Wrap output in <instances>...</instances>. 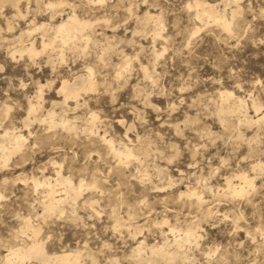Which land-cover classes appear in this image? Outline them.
Here are the masks:
<instances>
[{"label":"rangeland","instance_id":"obj_1","mask_svg":"<svg viewBox=\"0 0 264 264\" xmlns=\"http://www.w3.org/2000/svg\"><path fill=\"white\" fill-rule=\"evenodd\" d=\"M5 1L0 0V134L5 129L20 131L26 146L23 154H13L0 167V264L9 248L31 242V236L21 233L24 217L41 228L39 239L50 254L82 251L85 264H264V247L258 248L254 237L260 221L264 223V168L255 179L257 189L247 195L218 193L227 176L239 170L253 175L251 165L264 164V121L240 122L232 115L226 128L218 115L220 90L234 92L248 106L255 100L264 108V0H240L242 8L232 34L213 22H199L195 9L188 6L193 0H106L96 5L64 0V11L53 23L75 6L82 16L101 18L98 41L91 42L85 54L66 47L62 60L61 49L56 48L36 61L26 54L16 53L13 58L9 50L33 18L38 23L52 22L44 7L49 0H29L30 4L21 0L20 11L26 17L15 6L16 0ZM204 1L225 8L222 0ZM148 11L162 19L163 38H154L153 22L140 21ZM104 18L109 19L110 28ZM197 26L201 30L193 36ZM32 36L41 49V34ZM127 57L130 65L119 77ZM87 67L93 68L98 89L85 96L87 104L75 110L70 102L73 109L66 107L65 112L80 118L78 135L40 121L26 127L30 101L37 104L40 87L42 114L54 104L56 112L64 114L58 90L64 80L86 79ZM93 111L101 118L96 132L117 144L149 146L151 151L141 155L142 164L118 163L105 144L84 133L85 120ZM249 111L256 120L252 107ZM257 142L262 152H250V145ZM53 161L62 164L63 175L75 183L84 178L89 186L97 182L99 188L83 191L76 205H64L62 214L43 215L46 193L42 187L35 190L31 178H54ZM205 184L212 189H205ZM188 187L202 191L206 199L202 207L179 197ZM93 200L99 212L87 202ZM208 208L212 213L207 217ZM164 218L183 228L201 225L199 243H184L187 257L175 262L164 260L160 253L151 256L149 251L134 260L131 255L142 240L148 246L162 245L167 239L174 243L168 226L161 224ZM117 219L127 226L115 227ZM137 228L142 229L140 236L133 234Z\"/></svg>","mask_w":264,"mask_h":264},{"label":"bare ground","instance_id":"obj_2","mask_svg":"<svg viewBox=\"0 0 264 264\" xmlns=\"http://www.w3.org/2000/svg\"><path fill=\"white\" fill-rule=\"evenodd\" d=\"M20 1L21 0H16L15 6L21 13ZM104 1L106 0H88L89 3L95 5L102 4ZM222 1L225 3L224 9H219L217 4H213V3L209 4L204 0H193L192 3L191 2L188 3V6L189 8L195 9V17L199 20V22L201 21L202 23L205 24L207 23L209 24V22H213L217 26L221 27L226 33L232 34V32L234 31L235 20L239 16L238 14L240 13L242 6L240 0H229V1L222 0ZM27 3L30 4L29 0H27ZM65 4L66 2L64 0H57V1L49 0L47 3H45L44 7L50 11L48 12V14L50 13L49 17L52 20V22L38 23L33 18V20H31L30 23L28 24L29 28L21 32L18 38V44L10 48L9 50L10 55L14 58V56H16L15 55L16 53L20 54V56H22V54H26L31 61H36V58L39 55L43 53H47L49 50L60 48L61 49L60 58L62 60H65L63 49L66 47L70 49L80 50L85 54L87 52V49L90 47L91 42L96 43L98 41L97 36L99 34L97 27L99 26L98 22L100 21L101 18L97 19L99 21L97 20L94 21L91 18L82 16L79 14L80 12L79 13L77 12L76 7L73 6L72 13L68 14L66 17H62L60 20L57 19L59 22L57 24H54L53 19L58 17V15L60 16L62 15V12L64 11V10L62 11V8L63 6H65ZM229 4H230L228 8L229 10H227L226 5ZM129 11H131V7L129 8ZM22 15L26 17L25 14ZM140 21L146 24L153 22L154 28L152 34H154V38L155 39L163 38L162 35L163 25H162V19L160 18L159 14L154 15L148 11L145 13L144 17L140 19ZM105 22H106L105 26L107 28H110L111 25H109V19H105ZM9 28L10 30L13 28L11 23H9ZM199 29L201 30V28L198 27L192 33V35L197 34L196 33L197 31L199 33ZM34 32L41 34V36H39V38H41V49L37 46V39L35 38V36H32ZM107 40H108L107 44L109 48L111 47V42L109 41L110 40L109 37H107ZM99 57L100 59H103L102 55ZM129 61L130 60L127 57L125 63L122 65L123 69L118 71L117 76L119 77L122 76L124 70L128 69L130 65ZM145 71L148 75H150L147 67L145 68ZM87 72L88 75L86 79L78 76L75 77L73 81L67 79L62 82V85L59 88L58 93L63 97L61 103H62V108L64 109V112L62 113L64 114H58L56 112L55 110L56 108H54L55 102L53 103L54 105L52 108H50V110H48L45 114H42L43 110L41 106V100L43 99V90L42 87H40L39 88L40 90L37 95V100H38L37 104H34L32 101H30V106L28 108V117L25 121L26 127L32 125L31 123L34 121H40V122H46L49 128H55L57 126H61L68 134L78 135L80 127L78 126L77 123L80 118L79 117L71 118L67 114H65V112L68 111V109L71 108L73 109V107H70L71 106L70 102L74 103L75 110L87 104L85 96L89 95L92 92H95L98 89L99 83L98 80L96 79V76L94 75L93 68L87 67ZM150 77L153 76L150 75ZM219 94L221 98V104L219 105L218 108V115L224 127L228 128L230 122L228 121V118L229 116L232 115L238 116L240 122L244 121L247 123H251V122L262 123L264 121V108L260 102L252 100L251 103L252 106H248L245 99L241 98L240 96H236L234 92L230 90H220ZM66 107L68 109H66ZM250 107H252V109L255 112L254 115L256 117V120H254V118L251 117L250 115V111H249ZM8 110L9 107H6L7 112ZM100 119L101 118H99L96 112L95 113L94 111L93 113L91 112L90 115L85 120V124L87 126L86 128L84 127V133L90 137L94 136L98 138L103 144H105L109 150L108 154H111L117 160L118 163L120 164L122 163L126 166L127 164H129L128 162L130 161H137L138 163L142 164L143 156L141 155L142 154L147 155L148 152L151 151L149 146L144 147L140 145L137 147V145H132L131 143L129 144L123 141L117 144L113 138H108L106 134L102 135L99 132H96V129H94V127L98 128L99 126L98 124L101 123ZM120 122L124 123V121L122 120H120ZM241 124L243 123H240V125ZM262 129L263 128H261V130ZM12 130L10 131L8 129H5V131L2 134H0V167L1 166L4 167V165L7 164L10 158H12L13 154L19 152H22L23 154L24 151L22 150L26 146L25 145L26 136H24V134H22L20 131L16 132ZM128 131L129 129L127 130V132ZM29 133H31V131ZM126 137H128V133L126 134ZM252 140L254 142L257 141L258 140L257 135H255L252 138ZM129 141L131 142L132 140L129 139ZM140 141H141V137L138 136L139 144ZM247 142H249L248 139ZM262 147L261 148L258 147V142H257V146L250 145L249 149L250 152L252 153H260L262 152ZM57 162L54 161L52 162L54 163L55 166H57L56 176L54 178L52 176L48 177L47 175H43L42 178L34 177V176L31 178V181L33 182L34 185V189L37 190V188L42 187L44 188V191L46 193L45 195H43L44 200L42 201L43 204L42 207L44 209L43 215L57 213V212H59L58 214H62L64 212V205L66 203H69L73 206L76 205L79 199L82 198L81 196L83 194V191H85L86 189H90V188L93 189L97 187L96 185L97 182L96 184L89 182L90 184L91 183L93 184V185L91 184L92 186H89V184L85 182L84 178L80 179L78 183H75L70 177H65L62 172V164L60 165V163L58 164ZM263 165L264 164L262 161L254 162L250 167L251 170L253 171V175H250L245 170H239L238 172L232 173L231 175L227 176L225 178L226 180L225 187L218 189V193L219 191H221L222 194L225 195L227 194L232 197H236V196H245L251 190L257 189V184L255 183V179L259 176V174H261V171L264 168ZM170 185H172L171 182ZM97 188H99V185ZM153 188L159 190L157 185H155ZM204 188L211 190L212 186L205 184ZM2 197H3V193L0 192V199ZM179 197L180 198L186 197L189 200L195 201L196 205L199 207H202L206 203V199H204L202 191H198L197 187L196 188L188 187L186 191L180 192ZM94 200L87 202L89 203L90 208L94 209L95 212H99L94 208L95 204L97 205V201ZM211 213L212 212L210 208H208L206 212L207 217L211 215ZM129 219H133V217ZM120 220L122 219L116 220L115 227L122 226L123 222L121 223ZM23 221H24V226L21 228V233L25 236H31L30 237L31 242L28 245H24V246L18 245L9 248L7 250V254L4 256L2 264H14V263L27 264L26 262H28V264H37V263L38 264H85V262H83V259H81V256H83V253L81 255L82 251L78 252L73 250H67L55 254L53 253L50 254L46 250L44 241L39 239V233L41 228L36 227L34 225V222L31 221L30 217H24ZM161 224L168 226L169 229L168 231L173 234L174 243H170L169 240L167 239L168 241L166 240V242H164L162 245L148 246L145 240H142L135 247L133 254L131 255L134 258V260L137 258L139 259L143 258V254L148 251L151 254V256L160 253L159 255L164 260L170 262H175L183 257L186 259L187 255L183 252L182 249L183 244L184 243L188 245L198 244L202 236L200 233V230L202 228L201 225H197V224L188 225L187 227L183 228L171 224L170 220L167 218H164ZM132 231L134 232L133 233L134 236L135 235L140 236L142 229L137 228L135 229V231L134 229ZM129 232L131 231L129 230ZM254 237L256 238L258 248L261 249L262 247H264V223L262 221H260V224L256 227ZM149 253L147 254L148 257H150ZM140 264H142L141 261Z\"/></svg>","mask_w":264,"mask_h":264}]
</instances>
